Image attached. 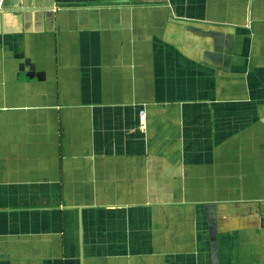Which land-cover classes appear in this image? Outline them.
<instances>
[{"label":"crops","instance_id":"obj_1","mask_svg":"<svg viewBox=\"0 0 264 264\" xmlns=\"http://www.w3.org/2000/svg\"><path fill=\"white\" fill-rule=\"evenodd\" d=\"M0 264H264V0H0Z\"/></svg>","mask_w":264,"mask_h":264},{"label":"water","instance_id":"obj_2","mask_svg":"<svg viewBox=\"0 0 264 264\" xmlns=\"http://www.w3.org/2000/svg\"><path fill=\"white\" fill-rule=\"evenodd\" d=\"M22 57L23 55H20L21 59ZM25 67H28L27 77L41 78V75L34 72V67L29 60H24L22 64L19 65V72H23Z\"/></svg>","mask_w":264,"mask_h":264},{"label":"built area","instance_id":"obj_3","mask_svg":"<svg viewBox=\"0 0 264 264\" xmlns=\"http://www.w3.org/2000/svg\"><path fill=\"white\" fill-rule=\"evenodd\" d=\"M140 127L143 128L144 127V112H140Z\"/></svg>","mask_w":264,"mask_h":264}]
</instances>
